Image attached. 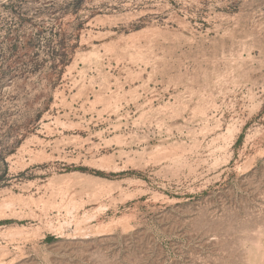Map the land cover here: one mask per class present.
I'll list each match as a JSON object with an SVG mask.
<instances>
[{
    "label": "rangeland",
    "instance_id": "obj_1",
    "mask_svg": "<svg viewBox=\"0 0 264 264\" xmlns=\"http://www.w3.org/2000/svg\"><path fill=\"white\" fill-rule=\"evenodd\" d=\"M0 264H264V0H0Z\"/></svg>",
    "mask_w": 264,
    "mask_h": 264
}]
</instances>
